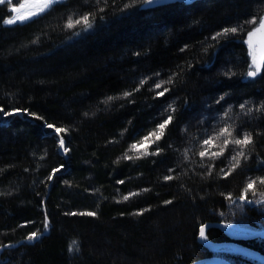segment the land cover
<instances>
[{
  "label": "trees",
  "instance_id": "trees-1",
  "mask_svg": "<svg viewBox=\"0 0 264 264\" xmlns=\"http://www.w3.org/2000/svg\"><path fill=\"white\" fill-rule=\"evenodd\" d=\"M147 1L61 0L13 25L18 1L0 4V264H189L211 255L203 223L264 226V62L250 77L245 43L264 0Z\"/></svg>",
  "mask_w": 264,
  "mask_h": 264
},
{
  "label": "snow or ice",
  "instance_id": "snow-or-ice-1",
  "mask_svg": "<svg viewBox=\"0 0 264 264\" xmlns=\"http://www.w3.org/2000/svg\"><path fill=\"white\" fill-rule=\"evenodd\" d=\"M5 2H6V0H0V4H3V3H5ZM54 2H55V0H43L42 4L39 6V8H38L37 11L30 13V15H29L28 17H21V18H18V19H20V20L23 22V20H25V19H30L32 16L39 15L40 13L44 12V11H45V10H46V9L52 4V3H54ZM21 7H23V5H21ZM12 10L15 11V8H13ZM88 19H89L88 15H85V16H83V17H81L80 19H77V20H75V21H73L72 18L70 17L69 20H68V22H67V24H66V27H68V28H72V27H74L75 24H80L81 22L85 23L86 27H91V24L88 23ZM14 22H15V21H14V20H11V19H9V20H5V21H4V23H6V24H12V23H14ZM247 23H249V24H253V25H257V19H256L255 17H253L251 20L247 21ZM261 30H264V16H261V17L259 18V21H258V25H257V27H254L253 30H252V31H249L248 34H247V35H248V40H246L245 43H247V44L249 45L250 48L252 47V45H251V38H252L257 32H260ZM237 31H238L237 28L224 29L223 32H221V33H217L216 36L213 37V39H216L217 36L226 35V34L229 33V32H231V33H236ZM255 64H256V60H255V57H253L252 65L249 66V67H250V70H249V72H248V75H249V76H254V75H256L257 72L260 71V68H259V67H255V70H252L253 67L255 66ZM145 82H146L145 80H141V81H140V85H143ZM164 83H171V79H169V81H166V82H160V83H157V84H155L154 87H155V88H161V87H162V84H164ZM134 91H139V87H137L136 89H134ZM167 91H168V89L165 88L162 92H159L158 95L162 96V95H164V93L167 92ZM131 94H132V93H130V92H125V93H123V95H124L125 97H128V96H130ZM113 99H114L113 97H108L107 100L105 101V103H107L108 101H111V100H113ZM169 107L171 108V106H169ZM243 107H244V105H241V108H243ZM171 119H172V117L169 116V117H168L167 119H165L162 123L158 124L156 129L152 130V131L149 132L146 136L142 137L140 141L131 144V145L129 146V150H130V151H133V150H135V151H139L138 145H139V144H143V143H145V142H148V141L150 140V138L153 137V136H155V141H152L153 143H155L156 141H159V140L161 139V137L163 136L164 129H165L166 126L170 123ZM48 127L51 128V127H53V126H52V125H48ZM157 130H158V132H157ZM56 131H57L58 133H60V132H64L65 129L57 128ZM225 133H228L229 135H231V132H230L229 129H227V128L222 129L221 132H220L218 135H224ZM59 143H60V147H61V148H64V141H63V139H61ZM232 143H234V144H236V145H240V146H243V145H246V144H248V143H251V135L246 133V134L243 135L242 138L234 139V140L232 141ZM204 144H205V145L209 144V140H205V141H204ZM225 144H227V141L225 142ZM65 150H66V149H65ZM222 152H223V149L221 150V153H220V154H222ZM143 154H147V152H145V153H143ZM153 154H156V153H153ZM205 154H206V153L203 152V151L200 152L201 157L205 156ZM214 155H216V154H214ZM240 155H243V152H239V153H237V156H240ZM124 158H125V159H131L132 157H130V156L128 155V153L126 152L125 155H124ZM232 159H233V160H237V157L234 156V157H232ZM237 163H238V161H237ZM233 167H235V165H233ZM58 171H59V169H53V172H54V173H55V172H58ZM222 171H223V170H222ZM229 174H230V173H225V176H227V175H229ZM48 178L51 180L53 177H52V175H50ZM172 178H173V177H171V176H166V177H164L165 180H170V179H172ZM259 182L262 183V184H264V179H260ZM254 184H255V181H250V182L248 183V189H251V188L254 186ZM129 195H136V193H132V194H129ZM123 199H124V200H127V199H129V196H124ZM241 199H243V197H241ZM73 214H75V213H73ZM82 214H86V215H89V216L94 215V213H91V212H88V213H82ZM137 214H139V213H137ZM45 227H47V224H45ZM200 235H201L202 237H203V235H204V229H203V228L200 229ZM36 236H37V233H31V234L27 237V239H28V240H32V239H34Z\"/></svg>",
  "mask_w": 264,
  "mask_h": 264
},
{
  "label": "water",
  "instance_id": "water-1",
  "mask_svg": "<svg viewBox=\"0 0 264 264\" xmlns=\"http://www.w3.org/2000/svg\"><path fill=\"white\" fill-rule=\"evenodd\" d=\"M194 1H196V0H148L145 4L146 5H152V6H158V5L173 3V2L192 3ZM58 151L64 157L66 156V154L64 152V148H61L60 145H59ZM239 201L246 203V204L249 203V200L245 199L244 197H243V199H241V197H240ZM228 226L239 229V227L236 223L207 221V222L203 223L202 225H200V227L198 229L197 240L201 245H203L209 251L216 250L222 246H231L233 248V250H235L239 254H242L246 257H250L254 260L264 261V255H262L261 253H259L256 250H253L251 248H248L244 245H241V244H238V243H235L232 241L231 242L230 241H214V240L209 239L206 235V230L213 227V228H218L222 231H225L228 236L232 237V235H231L232 233L227 229ZM201 228L204 229L203 237L200 235V229ZM246 237H249V238H257L258 237V238L264 239V229L251 230L250 233L248 235H246ZM25 241L29 242L30 240L26 239ZM20 242L21 241H18L16 244H19ZM16 244H13V245H16ZM189 264H232V263L223 257L210 255V256H206V257H202L200 259L194 260L193 262H191Z\"/></svg>",
  "mask_w": 264,
  "mask_h": 264
},
{
  "label": "flooded vegetation",
  "instance_id": "flooded-vegetation-1",
  "mask_svg": "<svg viewBox=\"0 0 264 264\" xmlns=\"http://www.w3.org/2000/svg\"><path fill=\"white\" fill-rule=\"evenodd\" d=\"M238 225V224H237ZM239 229L233 228L231 226H228L227 229L232 233V237L228 236L225 231H220V234L215 235L219 240H214V241H232L241 245H244L248 248H251L253 250L258 251L262 255H264V239L261 238H249L246 237L250 233L251 230H260L264 229V226L260 227H244L238 225ZM210 229V228H209ZM207 230H206V235H207ZM208 237V235H207ZM209 238V237H208ZM211 239V238H209ZM213 240V239H211ZM208 252L211 255L215 256H220L225 259H227L229 262L232 264H236L235 260L238 261V264H247V262L255 263V264H264V261H259V260H254L250 257H246L242 254L237 253L231 246H222L219 247L216 250L209 251Z\"/></svg>",
  "mask_w": 264,
  "mask_h": 264
},
{
  "label": "rangeland",
  "instance_id": "rangeland-1",
  "mask_svg": "<svg viewBox=\"0 0 264 264\" xmlns=\"http://www.w3.org/2000/svg\"><path fill=\"white\" fill-rule=\"evenodd\" d=\"M8 1H13V0H8ZM17 1H18V4L9 3L8 9L11 11V15L6 17L3 20L2 24H4V25H13L15 23L22 22L18 18L28 17L30 15V13L37 11L39 6L43 2V0H17ZM58 1H61V0H55V2H58ZM21 5H23V7H21ZM13 8H15V11L12 10ZM9 19L14 20L15 22L12 23V24L4 23L5 20H9ZM26 20H28V19H25L23 21H26ZM257 25H258V23H257ZM257 25H255L254 27H257ZM253 28H251L250 31H252ZM246 40H248V35L246 36ZM246 45L248 47V51H249V55H250V61H249L250 64H249V66L252 65L253 57H255L256 64H255V66L253 67L252 70H255V67H259L260 71L256 73V75H259L260 72H261V69H262L263 62H264V30H261L260 32H257L251 38V45H252L251 48L249 47V45L247 43H246ZM249 70H250V67H249ZM211 129H214V128L212 127Z\"/></svg>",
  "mask_w": 264,
  "mask_h": 264
}]
</instances>
